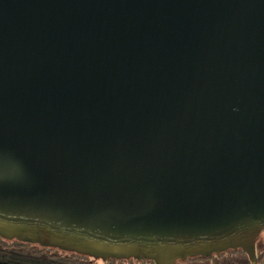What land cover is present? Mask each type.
Segmentation results:
<instances>
[{"label": "water", "instance_id": "1", "mask_svg": "<svg viewBox=\"0 0 264 264\" xmlns=\"http://www.w3.org/2000/svg\"><path fill=\"white\" fill-rule=\"evenodd\" d=\"M264 233V0H0V237L176 264Z\"/></svg>", "mask_w": 264, "mask_h": 264}, {"label": "trees", "instance_id": "2", "mask_svg": "<svg viewBox=\"0 0 264 264\" xmlns=\"http://www.w3.org/2000/svg\"><path fill=\"white\" fill-rule=\"evenodd\" d=\"M237 253H245L242 250H230L226 253H222L219 256L210 258H189L186 261H178L176 264H192L190 260H194L197 263L204 264L209 261L212 262L214 258L227 257V261L221 264H252L247 258L245 261H234L231 259L232 255ZM257 264H264V249L257 253ZM93 257L84 256L75 252H67L59 249L41 247L39 245L24 243L19 240H8L0 237V264H93ZM189 260V261H188ZM150 262L153 261H138V260H116L111 259L104 264H117L116 262ZM189 262V263H188ZM214 264V263H213Z\"/></svg>", "mask_w": 264, "mask_h": 264}, {"label": "rangeland", "instance_id": "3", "mask_svg": "<svg viewBox=\"0 0 264 264\" xmlns=\"http://www.w3.org/2000/svg\"><path fill=\"white\" fill-rule=\"evenodd\" d=\"M264 249V233H262L258 240H257V251H262ZM247 255L245 253H237V254H234L232 255L231 259L234 260V261H245L247 259ZM211 260V259H210ZM189 261V260H188ZM227 261V257L223 256V257H218V258H214V260H212V262H205L204 264H221V263H224ZM92 263L93 264H104V261L101 260V259H94L92 260ZM117 264H123L120 263V262H116ZM189 263V262H188ZM190 263L192 264H202V263H197L195 262L194 260H190ZM124 264H150V262H141V263H137V262H126Z\"/></svg>", "mask_w": 264, "mask_h": 264}, {"label": "built area", "instance_id": "4", "mask_svg": "<svg viewBox=\"0 0 264 264\" xmlns=\"http://www.w3.org/2000/svg\"><path fill=\"white\" fill-rule=\"evenodd\" d=\"M126 262H129V261H124L123 264L126 263ZM104 263H105V262H104Z\"/></svg>", "mask_w": 264, "mask_h": 264}]
</instances>
